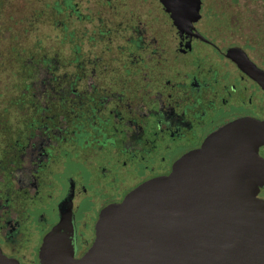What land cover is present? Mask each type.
<instances>
[{
	"label": "flooded vegetation",
	"instance_id": "1",
	"mask_svg": "<svg viewBox=\"0 0 264 264\" xmlns=\"http://www.w3.org/2000/svg\"><path fill=\"white\" fill-rule=\"evenodd\" d=\"M2 71L0 249L20 264L49 236L82 257L104 208L264 120V52L208 0H0Z\"/></svg>",
	"mask_w": 264,
	"mask_h": 264
},
{
	"label": "water",
	"instance_id": "2",
	"mask_svg": "<svg viewBox=\"0 0 264 264\" xmlns=\"http://www.w3.org/2000/svg\"><path fill=\"white\" fill-rule=\"evenodd\" d=\"M263 145L264 120L219 129L169 175L104 208L82 257L49 236L43 264H264ZM0 264L20 263L0 249Z\"/></svg>",
	"mask_w": 264,
	"mask_h": 264
},
{
	"label": "rangeland",
	"instance_id": "3",
	"mask_svg": "<svg viewBox=\"0 0 264 264\" xmlns=\"http://www.w3.org/2000/svg\"><path fill=\"white\" fill-rule=\"evenodd\" d=\"M208 3L213 4L214 18L224 32L245 42L256 55L264 52V0H208ZM4 75L7 71L0 72L2 78ZM260 196L264 198V192Z\"/></svg>",
	"mask_w": 264,
	"mask_h": 264
}]
</instances>
